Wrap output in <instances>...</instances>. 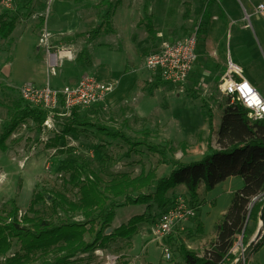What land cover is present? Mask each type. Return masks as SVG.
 Here are the masks:
<instances>
[{"label": "rangeland", "instance_id": "1", "mask_svg": "<svg viewBox=\"0 0 264 264\" xmlns=\"http://www.w3.org/2000/svg\"><path fill=\"white\" fill-rule=\"evenodd\" d=\"M12 1V7L5 9L0 0V18L16 21V29L11 37L8 40L0 38V136L13 118L36 109L20 95V90L25 85L32 83L40 87H60L80 78L91 77L112 87L111 95L115 91L117 97H122L120 101H127L123 107L111 106L106 101L97 108L80 110L82 120L90 121L96 126L121 130L138 141L173 147L174 153L168 154V159L172 162L189 164L210 153V127L202 116L203 96L206 89L215 83L214 73L217 67L226 60L222 32L226 29L227 38L229 34L228 23L223 22L224 26L218 27L219 20L214 18L220 13L217 1L210 5L212 11L208 18L202 19L210 0H149V14H154L156 18L154 40L147 34L144 26L137 24L140 17H145L144 0H122L117 9L113 8L117 0H111V7L100 8H96L95 4L102 0ZM236 1L242 11L247 9L245 1ZM188 8L196 11V16L190 22L183 18ZM247 12L250 13L248 10ZM105 16H108L112 28L114 25L123 35L129 34L127 29L130 27L129 24L126 26V22L133 18L135 22L130 34L134 37V43L121 45L109 38L110 46L95 41L97 37H93L91 32L101 24ZM199 26L201 52L188 83L175 88L154 81V74L147 66L150 55L157 52L164 43L191 36ZM112 30L116 32L114 28ZM82 33L90 35L81 36ZM212 46L218 47L217 57L210 55ZM59 52H71L73 59L68 63L60 62L55 69L50 60ZM13 66L18 68L17 78L13 73L9 76ZM42 78L47 83L40 85ZM43 113L44 123L41 118L39 122L34 118L25 119L7 141L9 150L0 151V209L9 207V203L15 201L21 214H24L35 194H40L44 196L45 203L38 204L37 209L53 224L85 222L78 213L62 208L55 212L51 207V201L58 193L74 203H78L80 199L78 190L67 183L69 175L60 171L64 162L76 164L84 170L86 176L94 172L102 179L103 187L118 174L128 173L135 178L143 169L148 172L156 168L157 176L161 179L168 177L172 171V165H160L162 157L148 152L145 147L137 149L128 157L127 145L111 140L94 129L69 134L56 147L50 148L54 138L70 124L71 113L55 112L50 120L48 114ZM46 122L49 123L48 126L45 125ZM213 122L211 146L217 150L220 146L216 129L220 119L214 117ZM187 196L190 197L188 192L182 190L167 195V198L170 204L179 197ZM128 197L135 198L136 194L129 193L108 203V210L116 208V216L110 229L126 224L131 217L147 215V222L140 224L135 234L145 237L140 244L143 251L148 242L156 240L154 225L164 208L160 209L156 205L151 210L144 205L117 208ZM198 206L200 207V203ZM94 220L96 231H99L105 220V212L99 211ZM260 221L259 215L257 220L249 222L250 233L258 231ZM197 226L196 219L194 227L189 229L188 237L193 239V243L203 235L197 231ZM261 237H264V229ZM94 239L95 236H85L87 243L94 242ZM235 239H241L239 242L245 248L248 245V239L244 243L241 235ZM130 240L132 238L116 239L106 248H98L87 255L75 257L72 264H133L132 258L123 253L133 248ZM259 244L260 242L256 246ZM152 245L162 255L158 243L153 242ZM204 248L197 252H202ZM16 251H19L18 243L12 253ZM238 255L241 256V253ZM55 257L56 252H53L48 257L42 256L34 264H43L44 260H48L46 264H54ZM236 257L229 256L225 264H234ZM178 258L180 257L174 254L172 261H166L162 255L161 263L177 264ZM2 263L3 259L0 258V264Z\"/></svg>", "mask_w": 264, "mask_h": 264}, {"label": "trees", "instance_id": "2", "mask_svg": "<svg viewBox=\"0 0 264 264\" xmlns=\"http://www.w3.org/2000/svg\"><path fill=\"white\" fill-rule=\"evenodd\" d=\"M111 0H102L96 8L111 7ZM122 0H117L113 8L121 6ZM149 0H144V19L139 25L144 26L147 34L154 40L156 29L154 16L149 14ZM187 10L184 18L188 19ZM108 16L103 18L100 25L95 27L91 34L98 37L102 33H112L113 28ZM16 29L15 20L0 18V38L7 40ZM90 35V34H85ZM84 36V35H83ZM204 102V101H203ZM249 111L241 105L228 108L220 118V127L217 132V141L220 149L212 148L211 139L214 132V113L204 102L202 116L210 127L208 150L202 159L189 164L176 163L168 159L174 148L151 144L147 141H138L121 130L107 126H96L92 122L82 120L76 110L70 114V124L64 127L59 136L54 138L51 147H56L69 134H78L80 130L94 129L105 137L120 141L129 147L127 156L131 157L134 151L145 147L148 152L162 157L160 165H172L168 177L159 179L157 169L148 172L144 169L141 174L133 178L128 173L116 175L103 187L102 179L91 172L86 176L84 170L71 162H64L60 171L69 175L68 184L78 190V203L71 202L65 195L57 194L51 201L55 212L59 208L72 213H78L85 222H65L55 225L46 219L37 209L38 204L45 203L44 196L35 194L26 213L21 210L15 201L9 207L0 209V258L2 264H34L42 256H49L56 252L54 264H72L79 255L88 254L98 248H106L116 239H131L136 234L138 226L147 222L148 216L132 217L126 224L106 234L116 216L114 207L108 210V203L129 193L136 194L135 198L128 197L122 206H147L148 210L156 205L165 208L169 202L167 195L178 186H185L190 198L199 203V189L204 186L206 192L213 191L218 185L231 177L243 180L244 186L233 195L227 213L216 225L217 238L213 241L204 255H199L185 247L181 248V258L184 264H225L227 254L233 245L236 236L243 235L246 242L249 232V222L257 220L264 207V121L250 122ZM39 109L23 112L19 118H13L0 136V151L7 152V141L25 119H35L44 123L45 114ZM171 145L170 142H168ZM186 144V143H185ZM182 145V146H185ZM185 151V149H184ZM62 153V152H61ZM147 191L148 193H144ZM152 191V192H150ZM257 201L252 206L254 200ZM99 211L105 212V220L99 231L95 227V215ZM197 231L204 233L203 225L198 222ZM95 236L94 242L87 243L85 236ZM264 242V237L260 244ZM19 251L14 253L15 244ZM260 244L258 247H260ZM48 260H44L46 264Z\"/></svg>", "mask_w": 264, "mask_h": 264}, {"label": "built area", "instance_id": "3", "mask_svg": "<svg viewBox=\"0 0 264 264\" xmlns=\"http://www.w3.org/2000/svg\"><path fill=\"white\" fill-rule=\"evenodd\" d=\"M12 3V0H2L1 6L5 9L11 8ZM255 13L264 21V3L257 5ZM198 29L187 38L173 43H164L157 52L150 55L147 66L154 74V81L175 88L183 87L188 83L198 61ZM62 53L65 52H59V54ZM215 78V83L206 89L203 96L204 102L213 111L215 117L220 119L228 108L241 105L253 113V118H249L250 122L264 121V119L255 118L257 111L255 107L246 106L248 97L240 90V85L244 80L248 82L249 80L245 69L233 61L229 46L226 50V62L216 70ZM254 89L264 102V96L255 87ZM111 92L112 87L94 78L85 77L60 87L52 85L40 87L29 83L20 90V95L34 108L48 114V120H50L55 112L71 113L74 110L79 112L102 106ZM206 94H210L216 107L208 102ZM48 124L46 122L45 125L48 126ZM199 211L198 203L188 196L179 197L164 208L154 225L155 241L162 250L164 260L172 261L174 254L179 255L182 247L194 251L188 236L190 225L197 219ZM239 241L233 243L227 254V258L237 256L235 263L241 259L246 249ZM237 253H241V256Z\"/></svg>", "mask_w": 264, "mask_h": 264}, {"label": "crops", "instance_id": "4", "mask_svg": "<svg viewBox=\"0 0 264 264\" xmlns=\"http://www.w3.org/2000/svg\"><path fill=\"white\" fill-rule=\"evenodd\" d=\"M214 1H217L220 5L219 7L220 13L218 15L220 19L218 16L214 17L215 20H219L217 23V26L218 27L224 26L223 22L224 23L227 22L229 26L228 38H227L226 29L225 31L223 30L222 32L223 34L222 39L225 44L226 50H227V46H229L233 61L245 69L246 76L249 82L260 92L262 96H264V21L262 20L260 16H258L255 13V9L257 5L260 3H264V0H257L256 2L253 0H243L248 5L247 9L244 8L243 11L240 9L238 2L236 0H210V3L206 4V7L202 14V19L208 18L209 14H211L212 10L210 8L211 7L210 5L214 4ZM97 5L98 4H95V6ZM187 10H189L190 13H189L188 19H185L184 15ZM187 10L185 11L183 18L184 20H188L190 22L196 16V11L194 9H192L191 11L190 8H188ZM247 10L250 13H248ZM152 15L154 16V21H155L156 19L155 15L154 14ZM142 20L143 18L140 17L137 20V24L138 23L140 24ZM134 22L135 21L133 18H130L126 22V26H128L129 24V27H130L129 29H127L129 30V34L128 33L125 35L121 34L120 30H117L115 26L113 25V28L115 29L116 32H112L108 34L102 33L100 36L97 37V40L95 41L97 42L99 41V42H102L103 44L112 46L110 41L108 40L109 38H113V41H116L118 44H121V45L123 43L133 44L134 37L130 33H131ZM113 23L115 22L113 21ZM198 28L197 29L199 33L200 26ZM85 34H89V33H82L80 35L88 36ZM170 43H173V42H170ZM217 51H218V47L212 46V48L210 49V55L213 57H217ZM200 52H201V47L198 44V61H199ZM225 57H226V54H225ZM72 59H73V54L71 52H65L62 54L58 53L56 54V57L52 56V60H50V63L52 67L56 69V67L60 65V62L62 63L63 61H66V63H68V62H71ZM225 62L221 63L217 67V69ZM196 67H197V64L195 66V69ZM12 73H13V76L17 78L18 68L13 66V70H11V73L9 76H11ZM215 73H214V79H216ZM26 78H29V77H26ZM39 83L41 85L47 82H45V78H42ZM109 96L110 97H108L106 101H108L111 106L123 107L126 104L127 100L120 101L122 97L121 98H119V96L117 97L115 91L113 95L110 94ZM219 127H220V123L218 124V128L216 129V132H218ZM243 186H244V183L242 179L237 178V177H231L227 179L225 182L218 185L213 190L212 193H207L205 191L204 186H202L199 189L200 211H199L197 220L203 225L204 233L201 236L200 240H195L196 242L194 241V243H193V239L191 240V244L194 248V252L198 253L197 252L198 249L205 247L202 250V252L198 253L201 256L204 255V252L208 250L210 244L216 240L217 238L216 230H215L216 225L223 218V216L227 213L231 205L234 193L242 189ZM182 190H185L187 192L186 187L181 185L171 190L168 195L175 193V192L182 191ZM130 219H128V221ZM192 227H194V222L191 223L189 229H191ZM114 229L115 228H113V230ZM257 233L258 231L252 234L250 233V229H249V232H248L249 236L247 234L248 245L246 246V248L254 241ZM144 238L145 237H142L141 235H135L132 238V240H130V242L133 245V248L131 250H127L123 252L124 255L131 257L133 264H162L161 263V257H162L161 253L158 252V248H153V245H152L153 242L157 244L155 240H153V242H148L146 249L142 251V247H140V244ZM236 241L237 239H234L233 243ZM145 252H147V255L145 254ZM101 254H104V251H101ZM178 257L180 258H178L176 263L184 264V261L181 258L180 254L178 255ZM245 264H264V242L260 244V247L258 246L255 247L252 253L248 256V259Z\"/></svg>", "mask_w": 264, "mask_h": 264}, {"label": "clouds", "instance_id": "5", "mask_svg": "<svg viewBox=\"0 0 264 264\" xmlns=\"http://www.w3.org/2000/svg\"><path fill=\"white\" fill-rule=\"evenodd\" d=\"M240 90L244 92L248 97L247 107H255L257 111L255 112V118L264 119V102L261 101L259 94L255 91L254 87L244 80L243 84L240 85ZM248 116L250 119L253 118V113L249 112Z\"/></svg>", "mask_w": 264, "mask_h": 264}, {"label": "water", "instance_id": "6", "mask_svg": "<svg viewBox=\"0 0 264 264\" xmlns=\"http://www.w3.org/2000/svg\"><path fill=\"white\" fill-rule=\"evenodd\" d=\"M54 57H56V54L53 55ZM257 201V199L254 200L252 206L254 205V203ZM260 219L262 222V225L259 227L258 233L256 235V238L254 239V241L245 249L241 259L236 262L235 264H244L246 263L248 256L252 253V251L255 249L257 242L261 240V235L263 233V229H264V207L262 208V211L260 213ZM113 230L112 229H108L107 234H111ZM243 238V235H241Z\"/></svg>", "mask_w": 264, "mask_h": 264}, {"label": "bare ground", "instance_id": "7", "mask_svg": "<svg viewBox=\"0 0 264 264\" xmlns=\"http://www.w3.org/2000/svg\"><path fill=\"white\" fill-rule=\"evenodd\" d=\"M206 99L208 100V102L213 106L216 107V103L214 102V100L211 98L210 94H206ZM262 225V222L260 221V226Z\"/></svg>", "mask_w": 264, "mask_h": 264}]
</instances>
